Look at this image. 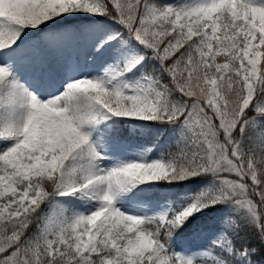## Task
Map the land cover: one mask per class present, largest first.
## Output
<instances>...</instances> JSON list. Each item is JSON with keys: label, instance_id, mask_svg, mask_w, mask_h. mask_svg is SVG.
Segmentation results:
<instances>
[{"label": "snow or ice", "instance_id": "snow-or-ice-1", "mask_svg": "<svg viewBox=\"0 0 264 264\" xmlns=\"http://www.w3.org/2000/svg\"><path fill=\"white\" fill-rule=\"evenodd\" d=\"M0 264H264V0H0Z\"/></svg>", "mask_w": 264, "mask_h": 264}, {"label": "rangeland", "instance_id": "rangeland-1", "mask_svg": "<svg viewBox=\"0 0 264 264\" xmlns=\"http://www.w3.org/2000/svg\"><path fill=\"white\" fill-rule=\"evenodd\" d=\"M81 59H83V57H81ZM146 147L149 148V149H152V150L146 152V156H145V158H149V159H150V158H155V155H158V154H159V153L153 148L152 145H147V143H146ZM128 158H132V154H131V153L128 154ZM181 243H182V244H183V243L186 244V243H187V240H182ZM196 243H199V242H196Z\"/></svg>", "mask_w": 264, "mask_h": 264}, {"label": "trees", "instance_id": "trees-1", "mask_svg": "<svg viewBox=\"0 0 264 264\" xmlns=\"http://www.w3.org/2000/svg\"><path fill=\"white\" fill-rule=\"evenodd\" d=\"M147 145H151V144H148V143H147ZM253 243H255V241H254V240H253Z\"/></svg>", "mask_w": 264, "mask_h": 264}]
</instances>
